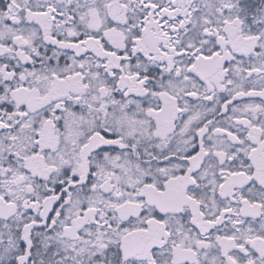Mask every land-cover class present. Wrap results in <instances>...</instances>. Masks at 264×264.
Returning <instances> with one entry per match:
<instances>
[{
    "label": "snow or ice",
    "instance_id": "snow-or-ice-1",
    "mask_svg": "<svg viewBox=\"0 0 264 264\" xmlns=\"http://www.w3.org/2000/svg\"><path fill=\"white\" fill-rule=\"evenodd\" d=\"M0 264H264V0H0Z\"/></svg>",
    "mask_w": 264,
    "mask_h": 264
}]
</instances>
